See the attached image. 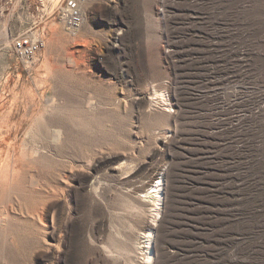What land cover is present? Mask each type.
Wrapping results in <instances>:
<instances>
[{
    "label": "rangeland",
    "instance_id": "1",
    "mask_svg": "<svg viewBox=\"0 0 264 264\" xmlns=\"http://www.w3.org/2000/svg\"><path fill=\"white\" fill-rule=\"evenodd\" d=\"M66 1L0 0V264H264V0Z\"/></svg>",
    "mask_w": 264,
    "mask_h": 264
},
{
    "label": "built area",
    "instance_id": "2",
    "mask_svg": "<svg viewBox=\"0 0 264 264\" xmlns=\"http://www.w3.org/2000/svg\"><path fill=\"white\" fill-rule=\"evenodd\" d=\"M82 0H67L65 5L57 8L59 18L69 29H76L83 23V16L79 9ZM16 56L24 63H31L36 55L45 47V41L41 36H21L12 43Z\"/></svg>",
    "mask_w": 264,
    "mask_h": 264
},
{
    "label": "bare ground",
    "instance_id": "3",
    "mask_svg": "<svg viewBox=\"0 0 264 264\" xmlns=\"http://www.w3.org/2000/svg\"><path fill=\"white\" fill-rule=\"evenodd\" d=\"M160 100L163 103H165V104H163L165 107L170 108V104H169L168 99L166 98L165 95L161 94L160 95ZM154 181H156V180H154ZM153 182H152V184H153ZM151 187L153 189L152 198L158 203L157 205H160L162 200H163V198H162V194L163 193L161 192V190H162L161 186L158 185L156 187H153V185H152ZM146 228H147L146 246H145V249H146V263L147 264H151V262H152L151 260L153 259L152 258V254H151V248L153 247V245H152V237H153L152 234L156 233L157 229H156L155 224H148L146 226Z\"/></svg>",
    "mask_w": 264,
    "mask_h": 264
}]
</instances>
